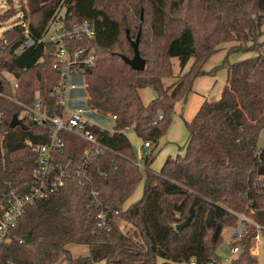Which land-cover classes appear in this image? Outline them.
<instances>
[{
    "label": "trees",
    "instance_id": "obj_1",
    "mask_svg": "<svg viewBox=\"0 0 264 264\" xmlns=\"http://www.w3.org/2000/svg\"><path fill=\"white\" fill-rule=\"evenodd\" d=\"M61 0H9L1 23L23 14L28 31L14 20L0 47V109L5 123L0 130V198L13 187L31 181L38 162L36 147L49 142V125L33 121L24 112L35 94L58 113L52 95L61 73L54 67V47L44 31ZM72 22L90 20L96 30L90 42L98 51L95 65L84 70L88 106L100 117L116 116V131L98 127L104 146L90 166L89 181L79 186L70 179L58 192L29 205L12 230L15 238L0 249V264H223L217 250L224 229L244 226L239 247L229 264H264L250 251L260 234L240 216L253 210L264 222V0H66ZM142 9L144 18L141 19ZM129 30V35L127 31ZM140 31L139 50L147 60L144 70L133 69L122 55L132 57L130 39ZM34 43L26 46V41ZM229 43L223 62L204 68L223 44ZM257 55L230 62L232 53ZM181 66L180 78L165 85L173 74L172 58ZM189 66V67H188ZM188 67V70H185ZM227 68L228 76L217 101H205L191 121L185 120L188 140L183 153L169 156L160 171L150 168L155 155L145 153V176L127 129L143 141L157 144L167 132L176 104L185 101L194 80ZM14 77L18 87L7 77ZM152 87L156 97L145 103L140 90ZM17 114L26 128H12ZM162 115L161 118L159 116ZM66 156L80 159L90 144L65 132ZM145 178L142 197L124 209V203ZM119 214H112L109 229H97V208L90 188ZM134 231L124 232L114 219ZM188 224L180 229L176 226ZM135 235L139 238L135 239ZM31 242H27L28 237ZM24 239V242H19ZM70 244L87 245V255L75 256Z\"/></svg>",
    "mask_w": 264,
    "mask_h": 264
},
{
    "label": "built area",
    "instance_id": "obj_2",
    "mask_svg": "<svg viewBox=\"0 0 264 264\" xmlns=\"http://www.w3.org/2000/svg\"><path fill=\"white\" fill-rule=\"evenodd\" d=\"M25 1V0H24ZM61 0L55 8L44 31V40L54 47L52 55L54 67L61 73L60 82L53 88L52 95L57 98L60 111L53 113L49 104L36 92L31 105L25 106L24 112L33 120L43 125H49V142L36 147L38 162L33 172L31 181L23 187H13L0 198V249L3 245L14 241L12 230L18 220L24 215L29 205L35 204L53 193L62 189L66 182L75 179L79 186L89 181L90 166L101 155L104 146L98 141L96 130L98 127L116 131V116L105 119L98 112L88 106L84 70L93 66L98 57V51L90 42L95 38L96 30L93 23L86 19L80 22H72L71 13ZM19 24L28 31V25L23 20V14L19 13ZM34 43L32 39L26 41V46ZM18 83L14 81V90ZM87 96V97H86ZM86 101L83 102V98ZM162 115L159 116L161 118ZM21 118V117H19ZM5 112L0 109V130L5 123ZM68 132L87 141L90 146L84 150L78 161L73 156H66V141L64 133ZM151 141H145L143 148L148 149ZM138 164L142 167L140 161ZM91 205L97 208V229H109L112 214L118 215V210H112L104 205L98 198V188H90ZM246 219L245 216H241ZM119 218L114 221L118 222ZM245 233V227L239 226L233 235L235 239L241 238ZM259 238V235L256 236ZM24 242V239H19ZM257 249H250L255 255ZM239 247H230L229 253H237ZM191 264H196L192 258ZM208 264H215L212 260Z\"/></svg>",
    "mask_w": 264,
    "mask_h": 264
},
{
    "label": "rangeland",
    "instance_id": "obj_3",
    "mask_svg": "<svg viewBox=\"0 0 264 264\" xmlns=\"http://www.w3.org/2000/svg\"><path fill=\"white\" fill-rule=\"evenodd\" d=\"M14 5L16 7H18L19 6V0H14ZM9 6H10L9 0H0V14L2 13L3 10L8 9ZM143 11H144V9H142V13H141V19L142 20L144 18V12ZM17 18L16 19L15 18L9 19V20L4 21V22L1 23V26H0V47H1L2 43H3L2 41H4V32L11 27L13 21L14 20H17ZM263 30H264V26H263ZM128 35H129V30H128ZM263 39H264V36H263ZM229 45H230L229 43L223 44L222 45V48L218 52L214 53L210 57V59L205 64L204 68L206 70H210L213 67H215L216 65L221 64L223 62V60L225 59L226 55H227V49L226 48ZM172 63H173L172 64L173 74H172L171 77L165 78V81H164L165 82V85L172 84L173 82L177 81L180 78V76H181L180 75V73H181V66L179 64V59L177 57H173L172 58ZM188 67L185 70H188ZM6 75H7L8 78H10L12 80L14 79V77L12 75H10L9 73H7ZM86 94L88 96L87 89H86ZM140 94H141V97H142V99H143V101L145 103H148L150 100H152L153 98L156 97V92H155V90L152 87H147V88L141 89L140 90ZM86 97L83 98V102L86 101ZM182 105H183V102L182 101H179L177 103L176 111H175V113L177 115H175L174 117H175V121H177V124L179 123V120L178 119H180V121H182L185 129H187L186 124L184 123L185 122L184 119H182L181 114H179L180 113L179 110L182 107ZM128 133H129L130 140H131V142L133 144V147H134V149H135V151L137 153V156H139V153H140L139 146H141L143 144V140L140 139V138H138L134 134L132 128H130L128 130ZM259 144L261 146H264V130H262V132L260 134ZM162 145L163 144H161V146L159 145V147H158L155 143H152L151 148L148 150V152H151L153 150V153L155 155L154 161H153V163L150 166V168L153 169V170H155V169L159 170V168L163 164L162 162H163V158H164L165 152H162V153L160 152V148L162 147ZM142 151H143V149H142ZM182 153H183V150H181V154ZM140 162L143 165L142 168H141V170H142V172H143V174L145 176V170H146V168H145V165H144V159H140ZM144 184H145V178L143 177L142 180L137 185L134 193L131 195V197L128 199V201L124 204V207L125 208L127 206H129L131 203L136 202L137 200H139L142 197L143 192H144ZM241 216H245V215L242 214ZM245 217H246V219H243V220H246L247 222H249V223H251L253 225H256V227L261 228V231H260V234H259L260 240H256V237H255L252 240V245H251V248L250 249L255 248V246L257 244L256 241L258 243L260 242L259 256H256V257L259 258V261L261 263H264V222H263V224L261 222H260V224L258 223V221H257L258 219L255 216V211H253V210L250 212L249 215H247ZM119 221H120L119 222V225H120L121 229L124 232L130 234L132 232L130 230V228H133V226L127 224L122 219H119ZM235 231H236V227H234V226H228V227H226L224 229V232H223L224 242H223V244H221L219 246V248L217 250V253L221 257V261H222L223 264H229L230 261H231V259L236 256V253H234V254L229 253V249H230V247H232L231 242H233L234 239H235L233 237ZM69 248L71 249V251L73 252V254L75 256L87 255L89 253V249H88V246L87 245H83V244H70L69 245ZM97 264H100V263L98 262ZM173 264H191V263L190 262H174Z\"/></svg>",
    "mask_w": 264,
    "mask_h": 264
},
{
    "label": "crops",
    "instance_id": "obj_4",
    "mask_svg": "<svg viewBox=\"0 0 264 264\" xmlns=\"http://www.w3.org/2000/svg\"><path fill=\"white\" fill-rule=\"evenodd\" d=\"M251 53L250 52L233 53V54H230L228 56V58H229L230 62H236V61L243 60L245 58H249V57L257 55L256 52H251ZM227 76H228L227 68H222L215 75L198 76L194 80L192 90L188 93L186 100L182 101L183 105L179 110L180 111L179 114H181L182 119H184V121L185 120L191 121L194 118V116L197 114L201 105L205 101H217V100H219L221 95H222V91L224 89V86L226 85ZM10 80H12V79H10ZM12 81L14 82V79ZM176 106H177V104H176ZM175 115H177V114L174 113V115L172 117V122H171L167 132L160 138V140L156 144L158 147H159V145L161 146V144H163L162 147L160 148L161 153L165 152L163 162H162L163 164L169 156H176L178 153H181L180 148L186 144V142L188 140V136H189L188 129H185V127H184L182 121H180V119H178L179 123L177 124V121H175V117H174ZM129 129L130 128H128L126 131L128 137H129V133H128ZM134 134L136 135L135 132H134ZM129 139H130V137H129ZM144 142L145 141H143V144H144ZM143 144L141 146H139L140 153L138 156V161H140V159L145 158L144 157L145 153H148V150L152 146L151 145L148 149H145V148H143ZM260 147H262V146L260 145ZM142 149H143V151H142ZM163 164H162V166H163ZM162 166L159 168V170L155 169L154 171H156V172L160 171ZM124 209H125V207H124ZM119 222L120 221L118 220V223ZM126 223L129 224L128 222H126ZM129 225H131V224H129ZM130 230L132 232L134 231L133 228H130ZM134 235H135V233H134ZM134 238L137 239L139 237L136 234L134 236ZM256 240H260V237L258 239L256 238ZM256 243L257 244L255 246V249H257L256 250L257 253L255 254V256H259L260 242L258 243L256 241ZM99 263L100 264H107L105 260L100 261Z\"/></svg>",
    "mask_w": 264,
    "mask_h": 264
},
{
    "label": "water",
    "instance_id": "obj_5",
    "mask_svg": "<svg viewBox=\"0 0 264 264\" xmlns=\"http://www.w3.org/2000/svg\"><path fill=\"white\" fill-rule=\"evenodd\" d=\"M128 34V31H127ZM139 41H140V31L135 39H130V42L134 48V55L132 57H128L126 55H122L123 60L128 63L133 69L136 70H144L146 68L147 60L141 55L139 50ZM10 126L15 128L16 126H21L26 128V124L23 122L21 118L17 114H15L10 122ZM259 174L264 175V165L259 168ZM189 221H184L176 226L177 229L182 228ZM27 242L32 241V237H28L26 239Z\"/></svg>",
    "mask_w": 264,
    "mask_h": 264
}]
</instances>
